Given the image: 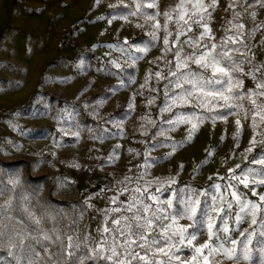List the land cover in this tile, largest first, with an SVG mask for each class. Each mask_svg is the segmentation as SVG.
<instances>
[{
    "label": "rangeland",
    "instance_id": "rangeland-1",
    "mask_svg": "<svg viewBox=\"0 0 264 264\" xmlns=\"http://www.w3.org/2000/svg\"><path fill=\"white\" fill-rule=\"evenodd\" d=\"M196 2L191 0V4ZM216 2L214 10L208 7L211 16H204L211 28L210 37L199 41L197 48L193 44L203 29L198 31L193 20H199V16L185 15L191 31L183 21L177 28L163 16L164 12L175 16L172 9L179 0H158V8L147 6L151 0H0V204L11 200L8 215L14 217L10 222L13 231L0 237V264H17L19 249L10 247L18 243L17 231L25 237L39 236L42 243L33 241L39 264L47 260L45 248L48 253L60 251V242L43 241V233L53 238L59 235L65 245L68 236L73 237V242L78 239L82 251L78 250L77 255H88L89 249L101 245L104 255H108L107 250L115 246L121 253L119 258L124 259L122 245L135 237L121 235L112 221L131 216L126 209L134 201H143L136 203L137 208L151 205L149 212L142 213L145 217H152L160 208L165 212H157L158 215L175 216L174 224L170 218L163 219L164 225L173 224L169 235L180 226L192 224L191 220L177 215L184 202L199 200L201 206L206 203L214 207L212 218L216 227L225 226L219 219L224 217L230 229L236 227L239 211L231 195L233 191L242 199L259 202L264 185L250 184L245 188L235 178L223 185L206 167L215 146L235 144L240 156L232 177L243 179L242 170L264 168L252 162L264 157V146L259 143L264 139L261 134L264 125L259 124L257 116L258 126L253 129L254 110L248 98L241 102L242 109H234L225 118L216 115L225 111L223 101L213 112H208L206 108L196 107L195 100L189 104L173 100L181 91L175 85L178 80L182 82L179 71L184 70L175 67L177 51L183 57L194 51L199 54L204 44L215 43L219 48L226 42L229 48L245 52L244 44H247L253 63H264V44H261L264 28L254 36L248 35L255 25L264 22V9L253 3L245 12L241 7L245 0H235L234 8H229L230 0ZM137 3H142L143 8L138 10ZM203 3L208 6L212 0ZM193 11L197 9L185 5L184 12ZM252 11L257 12L255 20L249 17ZM130 12L136 15H129ZM157 12L159 30L153 27L154 21L146 20ZM165 23L171 35L164 30ZM240 24L244 25L243 29L238 27ZM153 32L158 39H152ZM177 32L183 35L177 38ZM166 36L168 45L164 44ZM228 37L235 38L237 43H231ZM145 47L146 52L138 50ZM113 61L121 67H115ZM189 67L203 71L194 63ZM244 68L245 72L249 71L247 64ZM170 70L178 75H169ZM157 72L167 79L157 77ZM241 78L244 89L255 88L250 77L241 74ZM256 99L258 104L264 102V97ZM166 106L169 110L161 111ZM189 113L202 117L204 122L186 140L191 123L197 121L176 124L175 120L178 115ZM237 119L242 125L238 137ZM169 120L173 123H168ZM253 136L257 144L252 152H246ZM173 144L179 146L173 150ZM252 178L247 177L249 181ZM166 201H171L172 206L168 207ZM229 203L231 209L227 207ZM25 209L41 218L39 228L32 224ZM49 215L55 218H47ZM251 219L249 214L243 223L245 229L256 233L248 245L252 260H241L240 264H259L264 256V237L259 235L264 229L259 222L252 225ZM123 224L121 220L122 231ZM105 228L110 231H104ZM146 235L149 247L133 246L132 251L147 255L157 264L166 262L167 257L156 251L158 247L167 251L171 246L164 243L159 221ZM153 238L157 244H152ZM28 242L26 239L25 243ZM171 243L181 249L176 252L180 260L191 264L193 249L181 245L175 236ZM203 243L197 234L193 245ZM19 264L26 261L20 259ZM85 264H111V261L86 260ZM132 264L141 262L132 260ZM224 264L234 261L225 260Z\"/></svg>",
    "mask_w": 264,
    "mask_h": 264
},
{
    "label": "snow or ice",
    "instance_id": "snow-or-ice-1",
    "mask_svg": "<svg viewBox=\"0 0 264 264\" xmlns=\"http://www.w3.org/2000/svg\"><path fill=\"white\" fill-rule=\"evenodd\" d=\"M99 2V0H97ZM258 5L260 8L264 9V0H245L243 7L244 11L247 12L248 7L252 6V4ZM186 4H190L193 9H197V11H193L191 13L184 12V7ZM148 7L158 8L159 3L158 0H151V3L147 5ZM115 7V6H112ZM208 7L213 10L217 7L216 0H212V3L208 6H205L203 0H197L196 4H191V0H179V3L172 9V12L175 13V16L170 14L169 12H164L163 16L166 21H173L177 28L181 26V22L183 21L184 25H188L187 20H185V15H188L189 18L193 16H199V20H193V23L197 25V30L203 29L199 33V36L196 38V42L193 44L194 47H200L199 41L205 39V37H210L211 28L209 24L204 21V16H211V13L208 11ZM236 7L235 0H230L229 8ZM143 4L137 3V9H142ZM129 15H136V12H130ZM160 15L157 12L155 15H148L146 17L147 21H154L153 27L157 30L161 28V24L159 20L156 19V16ZM257 15L256 11H252L249 13V17L255 20ZM240 13H236V17H239ZM125 19L127 17H124ZM111 22V21H110ZM164 30L167 32V35H171V32H168V25L165 23L163 26ZM239 28L243 29L244 25H238ZM261 28H264V22L255 25L250 32L249 36H254L257 31ZM188 30L191 31V26L188 25ZM152 39H158L156 32H153ZM179 35H183V33L177 32V38ZM228 41L235 44L237 40L233 37H228ZM186 43L189 41H185ZM242 43V41H240ZM169 41L167 36L164 38V44L168 45ZM261 44H264V39L261 40ZM203 51L192 52L186 54L185 56H180V51L176 52V69L179 71L183 68V71H179V76L182 79L177 81L175 87L180 89V93L177 96L173 97V100H181L183 104L192 103L193 100L196 101L195 106L206 108L208 112H213L214 108L220 101H223L222 107L224 108L223 113H217V117L225 118L226 115L232 114L234 109H242L243 104L241 103L245 97L248 98L249 103L253 106V129H256L258 124L256 121V117L259 116V124L264 125V102L257 103L258 97H264V63L254 64L253 57L249 55L251 49L247 44H244V48L247 50L245 52H241L240 48H229L226 42H222L220 47L217 48L215 43L204 44L202 45ZM139 51H147L148 48L145 47L143 49H138ZM167 50V49H166ZM182 50V49H181ZM238 54V55H236ZM138 59V58H137ZM115 67L120 68L119 64H116L113 61ZM194 63L198 66L199 69H203V71H193L189 64ZM249 66V71L245 72V65ZM208 72H211V75H207ZM241 74L246 77H250L252 81L255 83V88L253 89H244L243 79L241 78ZM259 74V75H258ZM169 75L177 76L178 72L169 71ZM157 77H161L159 72L156 73ZM163 79H167V77H161ZM185 85L189 87L185 88ZM143 87V86H142ZM167 97V94H166ZM151 103V101H150ZM183 104L181 106H183ZM131 108L132 105L130 104ZM169 110L166 106L161 109V111ZM215 118L213 117V122H215ZM245 118H247V112H245ZM195 119L196 123H191V121ZM204 120L202 117L196 116L194 113H189L187 116L178 115L175 123L176 124H186L191 123V128L189 130V135L186 140H190L192 134L198 129L199 124L203 123ZM168 123H173L172 120H169ZM236 124L238 126L236 136L238 137L240 134V128L242 127L241 122L237 119ZM162 134V133H157ZM264 136V132L261 133ZM155 135V134H154ZM179 143H183L179 142ZM259 143L264 146V139L259 141ZM257 144L255 136H253L252 140H250V146L246 149V152H252L253 147ZM179 144H173V150L178 147ZM118 147V146H117ZM171 155V153H169ZM211 155V153H209ZM247 158V157H246ZM253 163H258L264 165V157L259 160L254 159ZM75 167H79V165H73ZM183 167V165H181ZM240 166L237 165V168ZM230 172H234L233 169H229ZM248 175H251L253 178L251 181L247 179ZM240 177H233L238 180V183L243 184L245 188H248L251 185L260 186L264 185V168L257 171L256 169L248 168L242 170ZM257 177H259L257 179ZM16 184H19V181H16ZM219 188V185H216ZM229 187H235L233 185H229ZM126 190V189H125ZM139 191V188H137ZM253 194H255L253 190ZM99 195V194H97ZM235 202L239 205V211L236 214L235 224L237 228L243 222L245 216L251 214V224L256 225L258 222L262 229H264V194L259 196V202L242 199L237 192L233 191L231 193ZM91 199V197H89ZM87 203V201L85 202ZM136 203L143 204V201H134L131 202L126 209V211L131 212V216H122L120 219H114L112 221L113 224L117 225L116 231L120 232L121 235L127 233L129 237H135L134 239H129L125 241V253L124 259H120L121 253L117 251L116 247L108 249L107 251L110 253L108 255H104L103 245L99 248H91L89 249L88 255H77V251H82L81 243L77 239V242H73V237H66L68 243L65 245L63 240L59 235H56L55 238L53 236L43 233V241H52L56 243L60 242V251L56 253H48L47 248H45V252L47 253V260L45 264H85L86 260L98 261H111V264H132V260L140 261L141 264H157L156 260H149L148 256H140L138 253L132 251L133 246H139L141 248L149 247L148 244V236L146 233L149 229H154L155 222L159 221L160 227L163 228L164 232V243H169L171 246L167 251L164 248H157V252L163 254V256L167 257V261H160L159 264H172L173 261H177L178 264H188V261L180 260V257L176 255V252L181 249L175 248V245L172 244L173 237H177L180 240L181 245L185 247H191L193 249V256L191 257V264H224V261H234V264H240L241 260L251 261L252 254L248 245L251 242L252 238L256 233L254 231H249V229H245L239 233L242 240L233 239L230 235L231 231L235 229H230L224 217H219L222 223L225 224L224 227L218 228L216 227V222L212 218V212L214 211V207L210 208L206 203L201 206V202L199 200H191L188 202H184V207L181 209L177 215L181 217L187 218L192 221V224L187 227L180 226L172 231L171 235H169V229L173 228V224L175 223L176 217L171 215L170 213L164 215L163 217L158 215L157 212L164 213L165 210L160 208L157 209V212H153L152 217H145L142 213H147L151 210V205L144 204L142 208H137ZM168 207L172 206L171 201L164 202ZM43 208L44 205H38ZM91 207V205H88ZM228 209H231L232 204L229 203L227 205ZM12 208V201H6L4 204H0V237H3L8 232L13 231V225L10 223L14 220V217L8 215L9 210ZM31 218L32 224L36 225L37 228L41 225V218L36 217L34 213L30 210L25 209ZM113 211H119V209H113ZM220 211H225L224 209H220ZM82 215V214H81ZM257 216L260 217L259 221L257 220ZM49 219H54L53 216H48ZM170 218L173 221V224L164 225L163 219ZM121 220L124 221L122 226L123 231L121 230ZM7 221V222H6ZM207 225V240L203 244H199L198 246L193 245V241L197 239V234L204 229V226ZM191 229V232H189ZM43 232V230H40ZM55 231V229L53 230ZM104 231H110V229L105 228ZM223 233L224 235H221ZM16 238L18 243H13L10 245L11 248H18L20 255L17 256V264H19L20 259H24L26 264H39L40 257L38 253H36L34 243H42L39 236L30 235L29 237H25L20 232H16ZM259 235L264 237V231H260ZM187 238V244H184L185 239ZM28 240V243H25V240ZM87 239V237H85ZM139 241V243H138ZM158 241L153 238L152 244H157ZM230 245V246H226ZM87 245H85V248ZM10 255H16L15 253L10 252ZM155 255V253L153 254ZM219 256L221 259H216ZM131 257V259H129ZM259 264H264V256L261 257Z\"/></svg>",
    "mask_w": 264,
    "mask_h": 264
},
{
    "label": "built area",
    "instance_id": "built-area-1",
    "mask_svg": "<svg viewBox=\"0 0 264 264\" xmlns=\"http://www.w3.org/2000/svg\"><path fill=\"white\" fill-rule=\"evenodd\" d=\"M72 43L75 41L71 38ZM127 59L129 56H125ZM240 156V149L235 144H220L215 146L212 151L211 155L208 156L207 159V166L209 169L214 172V175L220 180L223 185L232 180V176L234 172H230L229 169L234 170V163ZM205 170V169H204ZM222 228V227H218ZM234 231H231L230 235L233 239L239 240L240 235L239 233L245 230V224L242 222L239 227L234 228ZM221 235H224L221 233ZM199 239L205 243L207 240V229L204 228L201 232L198 233ZM230 246V245H226Z\"/></svg>",
    "mask_w": 264,
    "mask_h": 264
},
{
    "label": "trees",
    "instance_id": "trees-1",
    "mask_svg": "<svg viewBox=\"0 0 264 264\" xmlns=\"http://www.w3.org/2000/svg\"><path fill=\"white\" fill-rule=\"evenodd\" d=\"M27 169H28V171H29V174H30V169H29V164H27ZM31 178H34V176H30ZM35 179V178H34Z\"/></svg>",
    "mask_w": 264,
    "mask_h": 264
},
{
    "label": "crops",
    "instance_id": "crops-1",
    "mask_svg": "<svg viewBox=\"0 0 264 264\" xmlns=\"http://www.w3.org/2000/svg\"><path fill=\"white\" fill-rule=\"evenodd\" d=\"M234 165H235V163H234ZM234 171H235V169H234Z\"/></svg>",
    "mask_w": 264,
    "mask_h": 264
}]
</instances>
